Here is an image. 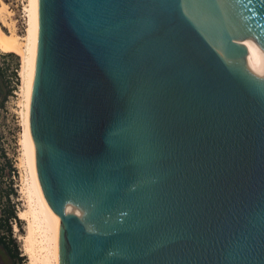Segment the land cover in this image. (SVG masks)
I'll list each match as a JSON object with an SVG mask.
<instances>
[{
	"label": "water",
	"instance_id": "95a60500",
	"mask_svg": "<svg viewBox=\"0 0 264 264\" xmlns=\"http://www.w3.org/2000/svg\"><path fill=\"white\" fill-rule=\"evenodd\" d=\"M24 140L62 264H264V0H31Z\"/></svg>",
	"mask_w": 264,
	"mask_h": 264
},
{
	"label": "rangeland",
	"instance_id": "374dc122",
	"mask_svg": "<svg viewBox=\"0 0 264 264\" xmlns=\"http://www.w3.org/2000/svg\"><path fill=\"white\" fill-rule=\"evenodd\" d=\"M10 11L9 19L13 20L14 27H3L6 32L14 29L20 35H24L27 26V12L25 6L28 0H3ZM9 52L0 50V196L10 188L12 184L16 194L11 198L16 203V210L23 208L24 203L20 193L21 177L24 175V166L21 163L22 157V86L23 78L20 74L22 69L21 56H5ZM18 63L15 69V63ZM15 72L17 78L13 74ZM12 92L7 94V90ZM7 94V95H6ZM14 169V171L12 170ZM5 199L0 200V208L5 205ZM20 222H12V233L10 236L14 239L21 256L22 264L28 263L27 255L23 254L22 242L19 241V235L25 232V221L17 216ZM14 225H17L15 230ZM3 230V229H2ZM4 234V233H1ZM0 259L5 264H14L15 259L0 244Z\"/></svg>",
	"mask_w": 264,
	"mask_h": 264
},
{
	"label": "bare ground",
	"instance_id": "6f19581e",
	"mask_svg": "<svg viewBox=\"0 0 264 264\" xmlns=\"http://www.w3.org/2000/svg\"><path fill=\"white\" fill-rule=\"evenodd\" d=\"M30 2L28 0L25 10L27 12V26L24 35H20L11 29L6 32L3 27H14L13 20L9 19L10 11L6 3L0 0V50L14 52L21 56L23 78L22 86V110L23 134L21 139L22 157L21 163L25 173L21 177L20 193L24 207L18 210V217L25 221V232L19 235L22 242L23 254L27 255V264H62L60 238L48 222L37 196L32 174L30 171L25 150V102L28 74V53L30 40ZM17 230V225H14Z\"/></svg>",
	"mask_w": 264,
	"mask_h": 264
},
{
	"label": "trees",
	"instance_id": "16d2710c",
	"mask_svg": "<svg viewBox=\"0 0 264 264\" xmlns=\"http://www.w3.org/2000/svg\"><path fill=\"white\" fill-rule=\"evenodd\" d=\"M17 54L14 52H9L5 54V56H14L15 58ZM18 63H15V69L17 67ZM15 77L17 78L15 72H13ZM12 92L11 89L7 90V94ZM6 94V95H7ZM14 171V169H12ZM16 194V191L14 190L12 184L10 185V188L6 190L1 196L0 200L4 198L5 205L0 208V244L11 254V256L15 259L16 264H22L21 256H19L18 249L16 247V244L14 242V239L10 236L12 233L11 227L12 222L16 221L20 222L17 218L18 211L16 210V203L11 198L12 195ZM3 229V230H2ZM4 233V234H1Z\"/></svg>",
	"mask_w": 264,
	"mask_h": 264
},
{
	"label": "flooded vegetation",
	"instance_id": "af4514ba",
	"mask_svg": "<svg viewBox=\"0 0 264 264\" xmlns=\"http://www.w3.org/2000/svg\"><path fill=\"white\" fill-rule=\"evenodd\" d=\"M4 248V247H3ZM5 249V248H4ZM6 250V249H5ZM7 251V250H6ZM8 252V251H7ZM12 257V256H11ZM13 258V257H12ZM14 259V258H13ZM0 264H5L4 261L2 259H0ZM14 264H16V262H14Z\"/></svg>",
	"mask_w": 264,
	"mask_h": 264
}]
</instances>
